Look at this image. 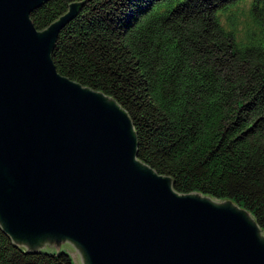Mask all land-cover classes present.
<instances>
[{
    "label": "water",
    "instance_id": "1",
    "mask_svg": "<svg viewBox=\"0 0 264 264\" xmlns=\"http://www.w3.org/2000/svg\"><path fill=\"white\" fill-rule=\"evenodd\" d=\"M49 0H0V228L73 264H264V232L228 200L179 194L137 159L116 102L60 76L51 53L81 4L44 31Z\"/></svg>",
    "mask_w": 264,
    "mask_h": 264
},
{
    "label": "trees",
    "instance_id": "2",
    "mask_svg": "<svg viewBox=\"0 0 264 264\" xmlns=\"http://www.w3.org/2000/svg\"><path fill=\"white\" fill-rule=\"evenodd\" d=\"M75 3L56 72L116 102L175 192L231 201L264 232V0H49L30 21ZM67 248L27 253L0 228V264H73Z\"/></svg>",
    "mask_w": 264,
    "mask_h": 264
},
{
    "label": "rangeland",
    "instance_id": "3",
    "mask_svg": "<svg viewBox=\"0 0 264 264\" xmlns=\"http://www.w3.org/2000/svg\"><path fill=\"white\" fill-rule=\"evenodd\" d=\"M248 7H249V3L247 2V3L239 5V7L237 8V14L236 15L239 16L240 20H243V17L239 13L242 11H246L248 9ZM224 21H225V17L223 16V17H221V22H224Z\"/></svg>",
    "mask_w": 264,
    "mask_h": 264
}]
</instances>
